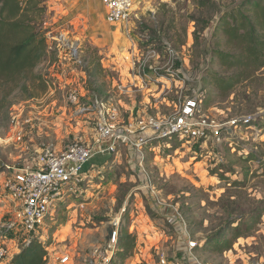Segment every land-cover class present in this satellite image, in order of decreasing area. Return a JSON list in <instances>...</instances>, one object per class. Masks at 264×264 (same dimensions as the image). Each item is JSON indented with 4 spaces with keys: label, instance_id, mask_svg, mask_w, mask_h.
<instances>
[{
    "label": "rangeland",
    "instance_id": "rangeland-1",
    "mask_svg": "<svg viewBox=\"0 0 264 264\" xmlns=\"http://www.w3.org/2000/svg\"><path fill=\"white\" fill-rule=\"evenodd\" d=\"M45 1L41 20L56 55L36 72L45 74L48 88L41 90L36 83L29 92L17 89L8 95L3 89L0 93V241L9 248L0 264H10L33 237L51 239L46 264H111L117 251V241H112L116 231L133 234L136 242L133 253L117 258L116 264H162L163 252L168 264H188L187 251L180 253L186 235L206 241L229 219L250 223L251 214L259 216L251 236L239 238L225 253L194 250L191 261L264 264V67L227 96L219 95L210 80H203L206 70L223 72L216 51L227 48L218 24L226 12L246 0H143L145 10L132 18L130 30L138 38L134 75L141 58L146 61L142 81L149 89L143 92L127 84L129 76L119 61L128 38L119 34L123 26L106 21L102 0ZM61 2L67 12L58 7ZM150 46L159 57L148 56ZM165 46L175 50L170 63ZM85 67L102 91L99 99H113L119 110L118 129L125 134L143 116L174 117L193 98L201 106L198 116L221 124L253 117L254 123L242 125L241 130L257 153L253 160L244 161L241 151L222 146L213 137L200 144L195 139L165 141L151 136L142 153L120 141L114 151L97 153L85 165L47 222L30 235L15 222L16 203L5 189L12 177L9 167L16 171L33 166L47 147L64 150L74 142L95 146L100 138L98 113L96 98L88 93ZM168 67L174 75H167ZM74 89L80 93L77 104L68 100ZM18 130H22L21 140L16 138ZM214 168L227 179L211 173ZM234 179L245 180L241 186L230 185ZM236 225H230L224 238L232 235ZM65 256L67 262L62 261Z\"/></svg>",
    "mask_w": 264,
    "mask_h": 264
},
{
    "label": "trees",
    "instance_id": "trees-1",
    "mask_svg": "<svg viewBox=\"0 0 264 264\" xmlns=\"http://www.w3.org/2000/svg\"><path fill=\"white\" fill-rule=\"evenodd\" d=\"M45 2V0H0V93L3 89L8 90V95L17 89L29 92L30 88H36V83L41 90L48 88L49 81L45 78V74L36 72L40 64L52 63L56 55L51 50L46 36L48 30L43 29L41 20L45 11ZM217 31L225 38L224 46L227 48L225 51H216L223 72L206 70L203 80H210L219 91V95L227 96L238 84L254 78L264 67V0H246L237 8L226 12L218 24ZM98 65L100 66V62ZM88 69L83 68L89 83L88 93L99 98L102 91L94 86L92 73ZM204 102L206 103V100H203ZM253 123L254 121L251 124ZM225 133L226 131H223V135ZM176 137L173 136L172 139ZM172 139L167 140L172 141ZM206 141L201 139L199 142L203 144ZM246 141L227 133L219 144L241 151L239 157L244 161H250L257 151ZM257 162V165L261 163L260 160ZM259 167L262 168V164ZM218 172L216 168L211 171L213 174H218L222 180L227 179L225 174ZM244 180H231L230 185L241 186ZM250 217V223L247 224L238 223L240 218L229 219L225 228L207 237L205 245L195 250L211 248L219 253L231 251L239 238L251 236V229L258 223L259 216L251 214ZM235 223L237 225L234 226L232 235L224 238V233ZM111 235L112 232L109 236ZM116 235L117 251L111 264H116L117 258L125 259L130 256L136 248L133 234L127 231L118 234L116 231ZM50 243L51 239L38 240L33 237L13 257L10 264H46ZM183 252L185 251L181 249L180 253Z\"/></svg>",
    "mask_w": 264,
    "mask_h": 264
},
{
    "label": "built area",
    "instance_id": "built-area-1",
    "mask_svg": "<svg viewBox=\"0 0 264 264\" xmlns=\"http://www.w3.org/2000/svg\"><path fill=\"white\" fill-rule=\"evenodd\" d=\"M102 1L106 10V21L109 24L121 25L124 29L131 27L132 18L138 14L134 0ZM165 47L170 63V60L176 56L175 50L170 46ZM148 56L156 58L159 57V53L150 46ZM146 67L145 57L141 58L137 68L140 78L146 75ZM166 73L169 76L174 75L170 67L167 68ZM118 88L124 91L122 85H119ZM79 94L76 89L71 90L68 94V100L77 104L80 98ZM94 105L98 113V134L100 136L94 147L81 142H74L64 150L47 147L38 155L33 166H26L16 171L9 167L12 177L6 181L5 189L8 191L11 200L16 203L15 222L26 233L35 234L47 222V218L56 207L65 189L75 180H79L85 165L97 153L114 151L120 141L131 144L142 153L141 149L151 136L157 140H167L177 136L198 141L213 137L220 143L223 141V131L231 130V133L228 131L230 135L239 136L244 140L242 125L255 121L250 116L239 121L218 123L216 120L210 119L209 116H198L197 111L201 106L196 99L189 98L183 105L181 112L172 118H159L150 115L141 117L135 125L132 124L126 128L130 134L137 133V137L132 138L129 136L130 134H125L118 129L119 110L111 103V100L104 101L96 98ZM233 124L234 128L232 127ZM16 125L15 127H17ZM16 138L22 139V130L16 132ZM104 141L108 143L104 144ZM186 237L188 250L191 252L205 243V240L195 241L191 239L190 235H186ZM112 241L115 243L117 241L116 232ZM190 251L187 252L189 259L192 257ZM8 254L9 248L0 241V261L5 259ZM161 255V263L168 264L166 254L163 252ZM68 259L69 256H65L62 261L67 262ZM182 259H186L185 255ZM197 264L201 263L197 261Z\"/></svg>",
    "mask_w": 264,
    "mask_h": 264
},
{
    "label": "crops",
    "instance_id": "crops-1",
    "mask_svg": "<svg viewBox=\"0 0 264 264\" xmlns=\"http://www.w3.org/2000/svg\"><path fill=\"white\" fill-rule=\"evenodd\" d=\"M135 1V6H136V9H137V12H139L140 14L141 13H143L144 12V10H145V7L143 6V4H141V3H143V0H134ZM142 1V2H141ZM141 4V6H139ZM61 7L62 8V10L64 11V10H66L67 9V7L66 6H63V4H62V2L61 3H59L58 4V7ZM68 11V9L66 10V12ZM105 19H106V11H105ZM124 29V28H123ZM130 30H133L131 27L130 28H128V29H124L123 31L125 32H123L122 33V31L121 30H119L120 31V35H123L125 38H128V40H127V46H126V49H123V51L121 52V54H123V52H124V54H123V56L121 55V60L119 61V62H121L122 61V63L123 64H120V66L121 67H123V66H125L124 67V69L125 70H123L122 69V71H126V74L129 76L128 78L130 79V82H128L127 84H129V85H135V86H138L139 87V89L138 90H140V91H144V90H147V89H149V87H148V85L146 84V82H143L142 81V78H140L139 77V75L137 74V76L136 75H134V55L135 56H137L138 55V51H137V44H136V39H138L137 38V36L136 35H134L133 33L132 34H130ZM69 40H68V38H67V44H69L70 45V43L68 42ZM61 43V42H60ZM60 45V44H59ZM122 45H126L125 43H122ZM137 53V54H136ZM131 73L133 74V76L134 77H132L131 76ZM123 75V74H122ZM127 78V79H128ZM126 92V91H125ZM141 94V92H139V95ZM142 95V94H141ZM111 99V101H113V99L112 98H110ZM142 99H143V95H142V97H141V100L140 101H142ZM86 103H84V105H85ZM148 135H150V134H148ZM104 144H107L108 142L107 141H104L103 142ZM182 245V250H184V251H187L188 253H189V251L190 250H188V246H187V241L185 240L184 241V243L183 244H181ZM190 253H191V256L192 257H190V259H189V261H188V264H195V262H192L191 261V259L193 258V257H196L195 255V251L194 250H192V252L190 251Z\"/></svg>",
    "mask_w": 264,
    "mask_h": 264
}]
</instances>
